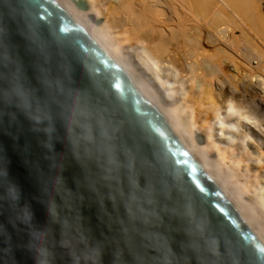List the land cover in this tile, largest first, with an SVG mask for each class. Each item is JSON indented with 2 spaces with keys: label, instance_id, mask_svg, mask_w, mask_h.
Wrapping results in <instances>:
<instances>
[{
  "label": "water",
  "instance_id": "water-1",
  "mask_svg": "<svg viewBox=\"0 0 264 264\" xmlns=\"http://www.w3.org/2000/svg\"><path fill=\"white\" fill-rule=\"evenodd\" d=\"M0 264H264V242L56 0H0Z\"/></svg>",
  "mask_w": 264,
  "mask_h": 264
},
{
  "label": "bare ground",
  "instance_id": "bare-ground-1",
  "mask_svg": "<svg viewBox=\"0 0 264 264\" xmlns=\"http://www.w3.org/2000/svg\"><path fill=\"white\" fill-rule=\"evenodd\" d=\"M56 1L264 242V15L256 0H84L88 11Z\"/></svg>",
  "mask_w": 264,
  "mask_h": 264
},
{
  "label": "rangeland",
  "instance_id": "rangeland-1",
  "mask_svg": "<svg viewBox=\"0 0 264 264\" xmlns=\"http://www.w3.org/2000/svg\"><path fill=\"white\" fill-rule=\"evenodd\" d=\"M69 2L70 3H72L70 0H69ZM74 5V4H73ZM255 5L256 6H258V8L261 10V12L263 13V15H264V0H256L255 1ZM74 7H75V5H74ZM76 8V7H75ZM77 9V8H76ZM78 10V9H77ZM80 11V10H79ZM102 23H103V20H102ZM102 23L100 24V25H98V26H101L102 25ZM95 25V24H94ZM199 134H201L203 137H204V135L202 134V133H199ZM195 139H196V135H195ZM196 141V140H195ZM197 143V142H196ZM204 144L203 145H201V146H205L206 145V140H205V138H204V142H203ZM209 158H211V159H216V155H214V154H211L210 156H209Z\"/></svg>",
  "mask_w": 264,
  "mask_h": 264
}]
</instances>
